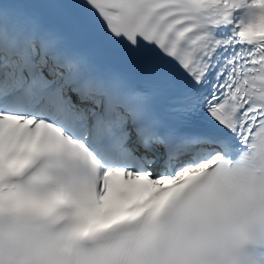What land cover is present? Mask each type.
<instances>
[{
  "label": "snow or ice",
  "instance_id": "obj_1",
  "mask_svg": "<svg viewBox=\"0 0 264 264\" xmlns=\"http://www.w3.org/2000/svg\"><path fill=\"white\" fill-rule=\"evenodd\" d=\"M0 264H264V0H0Z\"/></svg>",
  "mask_w": 264,
  "mask_h": 264
}]
</instances>
